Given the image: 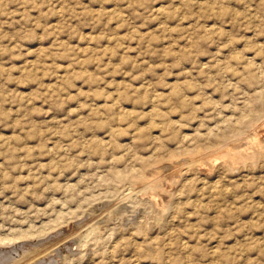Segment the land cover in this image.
<instances>
[{
	"label": "rangeland",
	"instance_id": "1",
	"mask_svg": "<svg viewBox=\"0 0 264 264\" xmlns=\"http://www.w3.org/2000/svg\"><path fill=\"white\" fill-rule=\"evenodd\" d=\"M262 123L264 0H0V264H264Z\"/></svg>",
	"mask_w": 264,
	"mask_h": 264
},
{
	"label": "bare ground",
	"instance_id": "2",
	"mask_svg": "<svg viewBox=\"0 0 264 264\" xmlns=\"http://www.w3.org/2000/svg\"><path fill=\"white\" fill-rule=\"evenodd\" d=\"M225 73H226V72H225ZM226 74H227V73H226ZM246 82L248 83L247 80H246ZM245 84H246V83H245ZM250 85H251V84H250ZM250 85H249V86H250ZM155 100H156V99H155ZM152 101H153V100H152ZM151 103H152V102H151ZM257 117H259V114H258ZM116 120H117V119H116ZM241 122L244 123V121H241ZM240 124H241V123H240ZM262 124H263V127H264V123H262ZM117 125H118V124H117ZM118 126H119V125H118ZM241 126H242V128L244 127L243 125H241ZM257 126L259 127V125H256L254 128H257ZM244 128H245V127H244ZM244 128H243V130H244ZM238 129H239V128H238ZM240 129H241V127H240ZM255 130H256V129H255ZM241 131H242V129H241ZM241 131H240V132H241ZM236 132L238 133L239 131L237 130ZM253 132H254V131H253ZM255 132H256V131H255ZM259 132H260V131H259ZM242 133H243V132H241V134H242ZM256 133H257V132H256ZM261 133H262V132H261ZM253 134H254V133H253ZM235 135H236V134H235ZM235 135H234V136H235ZM244 135H245V134H244ZM240 136H241V135H240ZM245 137H246V135H245ZM237 139H238V138H237ZM255 140H256V139H255ZM263 142H264V141H263ZM250 143H251V142H250ZM253 144L259 146L260 149L262 148V147L260 146V143L257 142V141H254ZM254 145H253V146H254ZM261 145L263 146L262 143H261ZM240 148H241V147H240ZM208 150H209V148H208ZM242 150H243V149H242ZM242 150H238L237 147H235V146H234V147H231V146H230V147L225 148V149L223 150V152H232L233 154H236V153H237L238 157H241V156H242V154H241V153H242ZM246 150H247V149H246ZM210 151H211V150H210ZM249 151H250V150H249ZM260 151H261V150H260ZM207 152H208V151H207ZM205 153H206V152H205ZM211 153H212V152H211ZM259 153H260V152H259ZM200 154H201V153H200ZM200 154H199V155H200ZM209 154H210V153H209ZM209 154H208V155H209ZM244 154H245V153H244ZM252 154H253V153H252ZM256 154H258V153H256ZM201 155H202V154H201ZM211 155H212V154H211ZM259 155L261 156V154H259ZM263 155H264V153H263ZM189 156H190V155H189ZM260 156H258V157H260ZM199 157H200V156H199ZM209 157H210V156H209ZM209 157H206V158L208 159ZM236 157H237L236 155H232V160H234ZM180 158H181V157H180ZM184 158H186V157L184 156ZM210 158H211V157H210ZM188 159H189V158H188ZM188 159H187V160H188ZM192 159H193V158H192ZM197 159H198V157H197ZM197 159H196V160H197ZM203 159H204V160H207V159H205V157H203L202 160H203ZM225 159H226V158H225ZM260 159H261V158H260ZM171 160L173 161V159H171ZM175 160H176V159H175ZM175 160H174V161H175ZM184 160H185V159H183V161H184ZM193 160H194V159H193ZM202 160H201V161H202ZM180 161H181V160H180ZM199 161H200V160H199ZM199 161H197V162H199ZM209 161H210V160H209ZM177 162H178V161H177ZM177 162H176V163H177ZM185 162H186V160H185ZM203 162H204V161H203ZM179 163H180V162H179ZM195 163H196V161H195ZM169 164H170V163H169ZM173 164L175 165V162H174ZM212 164H213V163H212ZM170 165H172V164H170ZM174 165H172L171 168H173ZM188 165H189V164H188ZM194 165H195V164H194ZM205 165H206V164H205ZM228 165H229V164H228ZM176 166H177V164L175 165V167H176ZM178 166H179V165H178ZM189 166H190V165H189ZM189 166H188V167H189ZM195 166H196V167H199V166H202V165L197 166V164H196ZM169 167H170V166H169ZM169 167H168V169H169ZM184 167H187V166H184ZM191 167H192V165H191ZM191 167H190V168H191ZM205 167H207V166H205ZM223 167H225V166H223ZM160 168H161V167H160ZM171 168H170V169H171ZM177 168H178V167H177ZM199 168H200V167H199ZM175 169H176V168H175ZM181 169H182V168H181ZM187 169H189V168H187ZM187 169H186V170H187ZM194 169H195V168H194ZM201 169H202V167H201ZM205 169H206V168H205ZM205 169H203L204 172H205ZM171 170H173V169H171ZM171 170H169V171L167 170V171L170 172ZM186 170H183V171H186ZM203 170H202V171H203ZM153 171H154V170H153ZM161 171H162V170H161ZM173 171H174V170H173ZM199 171H200V169H199ZM202 171H201V172H202ZM206 171H207V170H206ZM142 172H143V171H142ZM195 172H196V169H195ZM145 173H146V172H145ZM160 173H161V172H160ZM180 173H181V172H180ZM198 173H199V172H198ZM140 174H143V173H140ZM149 174H150V173H149ZM149 174H147V175H149ZM168 174L170 175L171 173H168ZM168 174H167V176H169ZM173 174H174V172H173ZM147 175H146V174L143 175V176H142V175H139L138 178H139L140 176L147 178ZM161 175L164 177L163 174H160V178H163V177H161ZM181 175H182V174H181ZM150 176H152V175H150ZM182 176H184V175H182ZM185 176H186V175H185ZM142 177H141V178H142ZM169 177H170V176H169ZM171 177H172V176H171ZM156 178H157V175H156L155 179H156ZM182 178H183V177H182ZM171 179H172V178H171ZM138 180H139V179H138ZM142 180H143V179H142ZM157 180L159 181V179H157ZM163 180H164V179H163ZM166 181H167V180H166ZM170 181H171V180H170ZM137 182H139V181H137ZM142 182H144V181H142ZM156 182H157V181H156ZM156 182H154L153 184H155ZM162 182H163V181H162ZM160 183H161V182H160ZM165 183H167V182H165ZM169 183H170V182H169ZM139 184H140V185H139ZM139 184H138V185L141 187V186H142L141 184H143V183H139ZM147 184H148V183H147ZM156 184H157V183H156ZM136 185H137V184H136ZM144 185L146 186V184H143V186H144ZM148 185H149V184H148ZM150 186H151V184L149 185V187H150ZM161 186H162V185H161ZM146 187H147V186H146ZM146 187H145V188H146ZM162 187H163V186H162ZM141 188H142V187H141ZM146 189H147V188H146ZM143 190H144V189H143ZM140 192H141V191H140ZM164 199H165V198H164ZM22 234H23V233H22ZM93 241H94V240H93ZM44 244H45V243H44ZM82 244H83V243H82Z\"/></svg>",
	"mask_w": 264,
	"mask_h": 264
}]
</instances>
